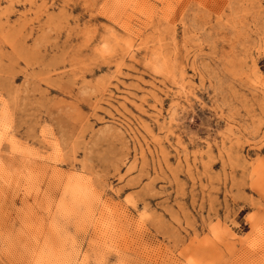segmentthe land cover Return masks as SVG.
I'll use <instances>...</instances> for the list:
<instances>
[{
  "label": "rangeland",
  "instance_id": "374dc122",
  "mask_svg": "<svg viewBox=\"0 0 264 264\" xmlns=\"http://www.w3.org/2000/svg\"><path fill=\"white\" fill-rule=\"evenodd\" d=\"M0 264H264V0H0Z\"/></svg>",
  "mask_w": 264,
  "mask_h": 264
}]
</instances>
